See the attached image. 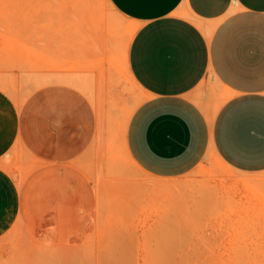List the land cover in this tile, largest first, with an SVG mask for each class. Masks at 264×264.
Returning a JSON list of instances; mask_svg holds the SVG:
<instances>
[{
	"label": "crops",
	"instance_id": "obj_1",
	"mask_svg": "<svg viewBox=\"0 0 264 264\" xmlns=\"http://www.w3.org/2000/svg\"><path fill=\"white\" fill-rule=\"evenodd\" d=\"M108 2L137 26L123 48L130 78L147 94L125 133L127 155L138 167L137 190L142 188L129 207L133 220L125 223H140L137 219L152 208L157 213L148 218H165L167 202L181 208L188 201L189 208L200 211L193 213L197 217L204 218L201 211L207 209V220L197 223H264V0ZM97 30L93 33L103 37L108 29ZM98 38L89 40L92 54ZM31 97L30 109L13 119L3 115L0 98V237L24 209L22 188L2 166L17 135L48 165L32 184V209L38 215L49 209L62 211L56 215L83 209L86 215L96 203L87 174L70 163L94 141L93 105L65 85L39 88ZM211 153L231 175L211 189L185 194L178 179Z\"/></svg>",
	"mask_w": 264,
	"mask_h": 264
},
{
	"label": "rangeland",
	"instance_id": "obj_2",
	"mask_svg": "<svg viewBox=\"0 0 264 264\" xmlns=\"http://www.w3.org/2000/svg\"><path fill=\"white\" fill-rule=\"evenodd\" d=\"M136 27L108 0H0L3 115L16 118L30 109L33 92L52 85L79 90L96 113L94 141L70 162L87 174L93 189L96 203L86 215L83 209L70 215L49 209L38 215L31 189L37 172L48 165L31 153L24 136L8 144L2 166L22 188L24 209L0 237V264H264V223H197L206 221L208 212L201 211L204 218L193 215L200 211L189 208L191 201L181 208H170L167 202L165 218H148L157 213L152 208L137 219L140 223H125L133 220L128 219L133 195L142 191L137 190L138 167L125 148L128 121L147 97L130 78L123 48ZM97 28L108 29L105 36L94 34ZM95 35L100 42L92 54L89 40ZM219 161L211 153L178 179L183 192L214 187L216 180L231 175ZM242 181L249 184L248 178ZM170 197L168 193L167 201Z\"/></svg>",
	"mask_w": 264,
	"mask_h": 264
}]
</instances>
